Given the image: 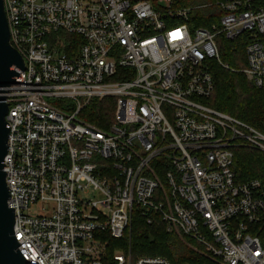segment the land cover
<instances>
[{"label": "built area", "instance_id": "1", "mask_svg": "<svg viewBox=\"0 0 264 264\" xmlns=\"http://www.w3.org/2000/svg\"><path fill=\"white\" fill-rule=\"evenodd\" d=\"M23 57L9 106L6 183L30 264H106L136 213L202 246L216 264H264V182L238 183L235 151L264 155V133L211 108L212 66L264 89V0H3ZM213 9L209 27L196 10ZM243 41L246 67L221 58ZM113 98L108 127L81 114ZM59 103V104H56ZM51 203L46 215L30 208ZM110 264H171L161 256Z\"/></svg>", "mask_w": 264, "mask_h": 264}, {"label": "trees", "instance_id": "2", "mask_svg": "<svg viewBox=\"0 0 264 264\" xmlns=\"http://www.w3.org/2000/svg\"><path fill=\"white\" fill-rule=\"evenodd\" d=\"M177 2L176 7L183 8L205 4L208 0H177ZM224 43L226 44L225 47L221 48L222 61L232 69L238 70L242 61L240 59L235 61L233 55L238 53L240 46L232 47L229 45L232 43L225 41ZM214 68L215 65L212 66L211 71L215 79L216 91L207 104L215 110L242 120L264 133V89L255 87L239 72L225 70L221 66L218 69ZM112 105L114 107L112 103L105 105L103 102H94L86 117L87 121L104 127L105 118L111 112ZM234 170L238 183L252 179H260L264 182V155L246 149L236 150ZM154 218V222L148 224L141 213L135 214L131 244L128 238L113 240L108 237L110 240L109 257L105 259V263H112L115 252L114 242H118L122 249L127 252L131 250L133 259L145 256H161L168 259L171 264H216L202 254L196 253L177 235L168 232L167 227L159 217L155 216ZM185 240L197 250L204 252L205 249L202 246L186 238Z\"/></svg>", "mask_w": 264, "mask_h": 264}, {"label": "water", "instance_id": "3", "mask_svg": "<svg viewBox=\"0 0 264 264\" xmlns=\"http://www.w3.org/2000/svg\"><path fill=\"white\" fill-rule=\"evenodd\" d=\"M24 68L23 57L11 45L4 1L0 0V264H30L18 249L20 244L13 229L15 209L8 204L11 196L4 171V160L9 152L10 124L6 121L9 106L3 94L19 83L18 72Z\"/></svg>", "mask_w": 264, "mask_h": 264}, {"label": "rangeland", "instance_id": "4", "mask_svg": "<svg viewBox=\"0 0 264 264\" xmlns=\"http://www.w3.org/2000/svg\"><path fill=\"white\" fill-rule=\"evenodd\" d=\"M211 1V0H208V2ZM198 6V5H197ZM213 11V9H200V10H196L195 11V14H194V17H193V22L195 23L194 25H199V26H205V27H209V24H211V22L208 21L207 17H209L208 15ZM232 44H229V45H232V47H238L240 46L239 48V51L238 53L234 54L233 55V59H235V61L237 59H240L242 61V64L240 65L239 69L238 70H242L244 69V64H245V60H246V56H245V51H244V43L243 41L239 40L237 42H230ZM225 43L222 42L221 43V48L222 47H225ZM222 50V49H221ZM222 53V52H221ZM227 64V63H225ZM221 66V65H220ZM219 65H215V68L214 69H218V67H220ZM217 67V68H216ZM221 68H223L221 66ZM225 69V68H223ZM227 70V69H225ZM240 73V72H239ZM242 74V73H241ZM243 76L245 77V75L243 74ZM248 82H250L247 77L245 78ZM95 102H99L98 100H96ZM103 102L105 105L107 104H114V107L113 105L111 106V112H109V115L106 116L105 118V126L104 127H108L110 126L113 122H114V119H115V100L113 98H106L104 99ZM56 104H59V103H56ZM94 102L89 105V107H87V109L83 112V114H81V118L83 120H86L87 121V115L91 109V107L93 106ZM211 107V106H210ZM212 108V107H211ZM214 109V108H213ZM228 115V114H227ZM230 116V115H229ZM232 117V116H231ZM248 150V149H246ZM251 152H256V151H253V150H249ZM259 153V152H257ZM53 205L50 203H39V204H35L33 205L30 210H29V213L30 215L32 216H41V215H46L48 214L51 209H52ZM176 235V234H175ZM178 236V235H177ZM180 238V240H182L184 243H186L191 249H193L196 253H199V254H202L203 256H205L204 252L200 251V250H197L196 248H194L192 245L188 244L186 242L185 239H182L180 236H178ZM114 247H115V252L113 255H127L128 252L124 249L121 248V246L118 245V242H114ZM104 256L106 257L105 259H107L109 257V253H108V250H104ZM111 257V256H110ZM206 257V256H205ZM112 259V258H111ZM137 259H134V261H136ZM212 261V260H211ZM213 262V261H212Z\"/></svg>", "mask_w": 264, "mask_h": 264}]
</instances>
